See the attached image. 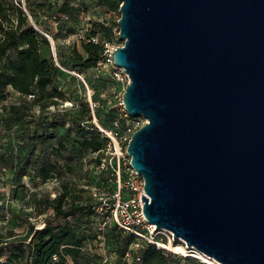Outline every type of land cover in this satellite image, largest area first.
I'll list each match as a JSON object with an SVG mask.
<instances>
[{
  "label": "water",
  "instance_id": "95a60500",
  "mask_svg": "<svg viewBox=\"0 0 264 264\" xmlns=\"http://www.w3.org/2000/svg\"><path fill=\"white\" fill-rule=\"evenodd\" d=\"M118 12L121 101L147 120L126 145L146 221L220 264H264V0Z\"/></svg>",
  "mask_w": 264,
  "mask_h": 264
},
{
  "label": "rangeland",
  "instance_id": "374dc122",
  "mask_svg": "<svg viewBox=\"0 0 264 264\" xmlns=\"http://www.w3.org/2000/svg\"><path fill=\"white\" fill-rule=\"evenodd\" d=\"M18 1L29 23L53 43L57 56L54 61L57 72L52 78L51 85L43 93L37 94L39 100L37 105H29L32 99L26 98L27 104L20 109L19 117H10L4 109L22 102V97L17 93L8 88L5 100L0 102V236L5 237L7 232L12 231L17 236L15 240L24 236L29 226L37 229L46 222L53 226L61 222L60 219L53 218L50 209L38 203L44 198H52L62 186L73 189L80 204L95 205L97 200L93 190L95 166L90 153L81 151L78 144L81 139L79 129L86 126L77 118L84 114L79 108L81 103L87 102L92 126L97 129V124L100 128L107 129L116 111L121 108L122 96L119 94L118 85L107 75L108 67L104 68L105 74L101 75L96 72L95 66L86 67L83 62L76 61L74 55L75 49L86 57L82 52L81 43L88 42L87 34L92 31L95 32L92 42L104 48L100 60L122 45L117 38L116 25L120 17L118 11H110L101 0H65L73 9L78 6L76 9L79 11V13L73 11L66 17L58 14L61 0L7 2ZM12 20L14 21V17ZM101 25L112 29L113 40L110 43L103 40L99 30ZM69 31H72V34H69ZM40 53L45 58L52 57L49 46H41ZM53 89L57 90L59 95H54ZM89 101L97 105L94 110L95 118L90 110ZM41 105L47 106L46 109L40 108ZM105 111L108 114H102ZM26 114L28 116L23 118L22 115ZM86 119L87 117L82 120ZM41 133L51 134L52 138L42 143L36 139ZM58 142L63 143L67 151L62 152L64 159L57 161L50 155V149ZM24 161L29 166L27 170L29 175L19 179L17 172ZM47 163L55 167L56 175L46 182H41L33 174V170ZM99 222L100 219H94L92 227L97 226ZM113 247L110 246L111 251H114ZM7 251L8 249H4L3 246L2 259L5 258ZM171 251L168 252L170 253L168 257L172 259V264L202 263L187 256L190 253L186 254L185 250L182 253ZM83 254L85 257L90 256L87 247ZM187 258L194 262L188 261ZM112 263H115L114 259Z\"/></svg>",
  "mask_w": 264,
  "mask_h": 264
},
{
  "label": "trees",
  "instance_id": "16d2710c",
  "mask_svg": "<svg viewBox=\"0 0 264 264\" xmlns=\"http://www.w3.org/2000/svg\"><path fill=\"white\" fill-rule=\"evenodd\" d=\"M7 1L0 0V102L5 100L8 88L17 93L22 97V102L18 105H9L4 109L10 117H19L20 109L27 104L26 98L32 99L29 105H37L39 102L37 94L43 93L51 85L52 78L57 72L54 62L57 56L55 52H52V57L49 58L41 55L40 47H50L49 41L38 32L33 24L29 23L19 1L15 3ZM101 1L110 11H118L120 0ZM76 8L78 6L73 9L67 1L61 0L58 14L67 17L73 11L79 13ZM48 16L53 17L52 15ZM32 19L34 18L32 17ZM99 30L106 43L113 40L111 28L101 25ZM69 34H72V31H69ZM94 37L95 32H89L87 34L88 42L81 43L82 52L86 57L74 49L76 61L83 62L86 67H96L104 51L102 45L92 42ZM52 93L59 95L55 89L52 90ZM46 107L45 105L40 106L44 110ZM79 110L84 111V114L77 118L80 120L79 122L86 124L79 129L81 135L79 147L83 152H97L101 149L104 139L100 132L92 126L87 102L81 103ZM102 114L108 113L105 111ZM22 116L24 118L28 115ZM85 117L87 119L82 120ZM51 138L52 135L46 133H41L36 137L42 143ZM66 151L67 148L64 144L58 142L54 148L50 149V155L58 161L64 159L62 152ZM92 163L96 166L97 160L93 159ZM28 169L26 161L22 162L17 172L19 179L29 175ZM55 171V167L47 163L38 166L33 170V174L41 182H46L56 175ZM74 194L73 189L62 186L54 197L39 201L40 206H45L52 211L54 219L61 220L55 226L49 222L43 223V226L37 229L29 226L24 236L18 237L17 240H15L16 234H13L12 231L7 232L5 237L0 236V264H64L67 260L72 264H96L98 259L91 253L90 256L85 257L82 250L85 244L95 239L91 221L92 206L80 204ZM132 241V236L123 235L113 227L106 230L105 244L109 253L114 256V264L121 263V258ZM3 246L4 249H8L4 259H2L4 257ZM110 246L114 248V251H111ZM54 255L58 258L57 262H52ZM168 256L169 254L148 245L141 254L140 264H172L173 261ZM187 260L194 262L190 258ZM130 264L138 263L132 261Z\"/></svg>",
  "mask_w": 264,
  "mask_h": 264
},
{
  "label": "built area",
  "instance_id": "2783aa9c",
  "mask_svg": "<svg viewBox=\"0 0 264 264\" xmlns=\"http://www.w3.org/2000/svg\"><path fill=\"white\" fill-rule=\"evenodd\" d=\"M105 67H108L107 75L118 85L119 94H122L129 83L128 75L122 68L113 65L110 55L99 60L95 70L102 75L105 74ZM89 106L95 118L94 110L97 105L89 101ZM120 106L107 129H102L96 124V130L100 132L104 142L100 150L94 153L89 152L91 158L97 160V165L94 167L96 177L93 183L97 200L92 206L91 221L100 219V222L93 227L95 239L85 244L82 250H86L87 247L91 255L98 259L96 264H114L112 263L114 258L105 244V232L113 227L121 234L133 237L120 264H130L132 261L140 264L141 254L148 245L154 246L165 254H170L168 252H172L173 248L180 247L186 251V254L190 253L188 256L202 262L201 253L186 246L183 241L175 239L170 231L155 228V225L146 221L142 213L144 202L141 201V194L148 200L149 198L144 193V179L131 167L126 145L131 135L147 123V120L142 116H129L123 108L122 101ZM57 261V256H52V262ZM64 264L72 263L67 260Z\"/></svg>",
  "mask_w": 264,
  "mask_h": 264
},
{
  "label": "bare ground",
  "instance_id": "6f19581e",
  "mask_svg": "<svg viewBox=\"0 0 264 264\" xmlns=\"http://www.w3.org/2000/svg\"><path fill=\"white\" fill-rule=\"evenodd\" d=\"M173 250L184 252V250L182 248H180V247H177L175 249L173 248ZM200 259L202 260V263H206V264H220V263L216 262L214 259H212L211 257H208L207 255H204V254H200Z\"/></svg>",
  "mask_w": 264,
  "mask_h": 264
}]
</instances>
